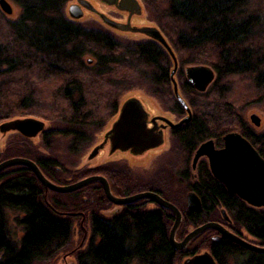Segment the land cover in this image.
Segmentation results:
<instances>
[{"label": "trees", "instance_id": "16d2710c", "mask_svg": "<svg viewBox=\"0 0 264 264\" xmlns=\"http://www.w3.org/2000/svg\"><path fill=\"white\" fill-rule=\"evenodd\" d=\"M10 1L19 15L8 21L0 12V123L17 115L49 122L59 129L42 133L43 139L67 136L68 151L79 154L91 141V131L116 114L114 92L119 93L134 77L151 94L160 96L172 114L183 115L169 85L171 62L156 43H122L103 31L78 25L64 13L70 0ZM143 1L177 56L179 86L192 113L191 122L172 137L183 150L181 163L187 166L203 141H218L236 129L264 160V133L250 129L229 101V87L242 90V99L249 93H245L248 85L264 94V0ZM86 57L93 60L91 65ZM197 62L215 74L204 93L192 90L183 77L182 68ZM97 84L105 85V91L103 85L91 90ZM6 153L11 155L0 154V161L28 159L60 186L91 176L114 179L122 173H110L107 166L67 171L55 158L35 155L21 145ZM177 173L171 176L183 182L181 193L171 190L174 180L169 176L153 183L127 180L114 185L110 181V189L121 197L149 191L174 205L182 216L179 238L203 222H220L223 210L230 231L245 232L264 247V209H252L228 195L204 162L193 174L186 169ZM183 190L196 194L200 212H189L184 203L179 204ZM144 204L140 201L107 218L103 212L110 203L98 183L59 194L45 191L25 167L4 169L0 172V264H47L70 245L72 225L77 223L82 232L86 222L91 235L76 249V264H174L177 254L168 240L173 216L161 208L146 211ZM9 211L21 215L17 244L6 227ZM207 232L190 242V255L208 249L217 264H229L231 257H244L243 264H264V255L226 239L213 247L212 232Z\"/></svg>", "mask_w": 264, "mask_h": 264}, {"label": "water", "instance_id": "95a60500", "mask_svg": "<svg viewBox=\"0 0 264 264\" xmlns=\"http://www.w3.org/2000/svg\"><path fill=\"white\" fill-rule=\"evenodd\" d=\"M102 4L115 8L117 11L127 14L126 23L115 22L102 14L98 17L102 23L115 31L121 33L139 34L158 43L169 55L173 69L170 73L173 94L176 101L183 107L186 116L178 123L173 124L166 118L157 117L151 119L152 128L147 127L148 113L140 100L129 98L125 100L118 112L116 120L110 130L105 134L103 142L96 146L88 155L87 159L95 158L99 151L107 143L110 144L109 153L119 150L130 151L132 156H140L144 152L159 148L163 144L162 133L157 131L156 121H161L170 129H175L181 124L190 120L191 113L180 96L176 82L173 78L177 70V59L170 46L160 31L155 27L131 26L130 19L133 16L141 15V7L137 0H99ZM0 10L11 15L12 8L6 0H0ZM83 10L97 14L88 0H76L67 8V15L70 20L77 21L83 17ZM188 85L197 93H204L214 80V72L206 66H190L184 70ZM251 124L258 128L260 119L256 114L249 117ZM45 123L33 118H20L8 120L0 124V133H16L25 139H34L45 132ZM223 147L215 149L211 141L202 143L193 156V166L200 158L207 160L208 169L212 178L221 184L228 195L236 196L248 207L253 209H264V160L258 152L240 134L228 133L222 138ZM13 166H20L29 169L45 191H52L59 194H67L77 191L91 183L100 184L106 200L116 207L127 206L140 201H149L158 208L170 212L173 216V224L169 231V244L174 251H183L192 240L207 231H215L221 237L233 244L257 254L264 255V247L250 243L241 237L232 234L222 225L215 222H206L190 231L181 241L175 240V232L181 223V214L178 209L167 202L159 195L152 192H142L128 197L114 196L109 188L107 180L101 176H92L76 183L60 186L50 182L40 171L37 165L25 158L8 159L0 163V172ZM186 208L190 212L201 211V203L195 193L186 195ZM225 222L229 221L225 212L220 211ZM220 236L211 239L212 244L221 240ZM182 264H217L208 251L195 254L183 260Z\"/></svg>", "mask_w": 264, "mask_h": 264}, {"label": "rangeland", "instance_id": "374dc122", "mask_svg": "<svg viewBox=\"0 0 264 264\" xmlns=\"http://www.w3.org/2000/svg\"><path fill=\"white\" fill-rule=\"evenodd\" d=\"M6 1L9 3V5L12 8L11 15H6L1 10L0 12L8 21H14L17 19L19 15V10L12 1L10 0H6ZM88 1L92 5V7L95 9L97 14L83 10V17L77 21H74L76 24L81 25L83 27H87L91 29H98L100 31H103L122 43H135V42L145 41L146 38L139 34L121 33V32H116L114 30L108 29L102 23V21L98 17V14H102L106 16L107 18L111 20H115V21H121V20L123 21L124 16H122L119 13V11H117L115 8L104 5L99 0H88ZM137 1L139 2L140 7H141V15L134 16L132 18L131 26L155 27L160 31V33L163 35L164 39L167 42L168 39L165 37L164 33L159 29L155 20L151 17V14L149 13V10L146 7V4L144 3V1L143 0H137ZM75 3H76V0H70V2H68L65 6L64 13L68 20H70V18L67 15V8L69 5L75 4ZM175 57L177 59V56ZM84 59L88 65H91L93 62V60L90 57H86ZM170 62L171 61L169 59V64ZM190 66H206V65H202L199 62H197L196 64L183 67L182 72H184V70ZM171 68H172V65H170L169 70H171ZM214 79H215V74H214ZM136 80H138L137 77L136 78L134 77L133 80H131L130 78V80L127 81L129 83L123 85L119 93L114 92L117 95L118 107L125 100L129 98H136L140 100V102L143 104L145 110L150 116L166 117L167 119L173 122H176L179 120L178 117L173 116L169 113L170 108L167 106L165 101H163V99L160 98V96L154 95V93L151 94L152 92H149L144 85L140 84ZM175 80H177L176 77H175ZM99 85H103V84H97V85L91 86V90L98 91L99 87H96V86H99ZM104 86L105 85H103V90L105 91ZM248 86L249 87L245 90V93L246 91L249 93L243 99L239 98L241 96L240 92L244 94L242 90H237L235 88L236 86L229 87L230 91H232V93L229 95V97H231L229 101L233 105L236 112L240 116H242V118L248 124H249L250 115L256 114L260 119V126L259 128H255L254 131L256 133H264V94L255 90L252 85H248ZM251 93H253L252 96H251ZM179 94L183 100H187L186 99L187 97L182 91H180ZM15 117L17 118H14V119H20L18 115ZM23 118H27V117H23ZM116 118H117V114L107 119L100 128L93 129L91 131V141L89 142L88 145H86L82 149V151L79 154H74L68 151L67 146L69 142V137L67 136L52 135L49 139H43L42 137L43 134H40L34 139H25L21 137L20 135L13 133V132H9L6 134L0 133V154L2 156L4 155L10 156L11 154L6 153V151L9 148L21 145L22 147L27 148L28 150H31V152H33L35 155L42 156V157L55 158L60 163L62 168H64L67 171H71V172L99 169L101 167L107 166L108 172L110 173L114 171L122 172L119 175H115L114 179L112 178V176H109V178L111 179V180L109 179V181H112V184L114 185H118V184L122 185V182L127 183L126 182L127 180L129 181L136 180V181L143 182V183L144 182L153 183V181L155 180L157 181L160 177L169 176V177H173V180H174L173 188L171 190L181 193V189H183V186H184L183 182H181L180 180L177 181V179H175V177L171 175H173L174 173H177V171L181 172L179 174H182L185 169L189 171L190 174H193L194 172L191 170L192 156L187 166H184L181 163V157H183V150L181 149V147H179L175 143V141L173 140L172 136L169 133H166L165 141L163 142L161 147L155 150L149 151L147 153H144L141 156L135 157V156L130 155L129 153L123 154L122 152L110 154L108 146L105 145V147L99 151L98 155L95 158H93L92 160L87 159L90 152L96 146L100 145L103 142L105 134L110 130L111 125L116 120ZM2 123L3 122H1L0 124ZM44 125H45V132L59 129L54 124H51L49 122L45 123ZM232 132L234 133L238 131L236 129ZM13 158H20V157H12L9 159H13ZM1 162L3 161H0V163ZM163 182L165 183V185H167L166 183L167 180ZM169 184L170 183L168 182V185ZM165 185L163 186L166 187ZM142 192H148V191H142ZM142 192H139V193H142ZM188 193H190V191L184 192L183 190V194L181 196L182 200L179 202V204L181 205H183V203L185 204V198ZM114 212H115V208L114 207L110 208L109 206L108 209L103 212V214L107 216ZM5 214H6L5 220H6L7 230L10 232L12 240L17 244L21 236V228L19 227V224H18V221L21 219V215H19L16 212H11V211L6 212ZM181 223H182V220H181ZM181 223L179 225V228L175 232L176 241H181L184 238V237L183 238L178 237V234L181 230L180 229ZM204 223L206 222H203L202 224ZM85 224L86 226H88L87 222ZM72 226H73V230L71 234L70 245L65 249V251H60L59 253H57L51 259V261H49L47 264H76V261H75V253L77 252L76 249L78 248L79 245H81V243L85 242L86 239H88L89 237L84 236L83 231L81 232V229L78 228L77 223H74ZM86 226H85V229H87ZM198 226L200 225H197L196 227ZM194 228L188 229L187 233L192 231ZM241 233L245 234L244 232H241ZM203 251H208V249H200L197 251V253H201ZM183 260L184 258L177 255V258L174 264H182ZM244 260H245L244 257H241V258L231 257L229 264H243ZM34 264H42V263H34ZM131 264H137V263H131Z\"/></svg>", "mask_w": 264, "mask_h": 264}, {"label": "flooded vegetation", "instance_id": "af4514ba", "mask_svg": "<svg viewBox=\"0 0 264 264\" xmlns=\"http://www.w3.org/2000/svg\"><path fill=\"white\" fill-rule=\"evenodd\" d=\"M122 16H124V20L122 21H115V20H113V21H115V22H118V23H126V21H127V14L126 13H122V12H119ZM134 17V16H133ZM132 17V18H133ZM132 18L130 19V24H131V20H132ZM70 21H72V20H70ZM72 22H74V21H72ZM75 23V22H74ZM108 28V27H107ZM108 29H110V28H108ZM110 30H112V29H110ZM115 31V30H114ZM116 32H118V31H116ZM145 41H150V42H153V41H151V40H148L147 38L145 39ZM154 43H156V42H154ZM157 45H159L158 43H156ZM160 46V45H159ZM161 47V46H160ZM162 48V47H161ZM163 49V48H162ZM164 50V49H163ZM164 52L166 53V51L164 50ZM167 54V53H166ZM167 56L169 57V55L167 54ZM169 59H170V57H169ZM170 61H171V59H170ZM177 63H178V61H177ZM171 65H172V68H171V70H169V72H168V80H169V85H170V88H171V92H172V95H173V97H174V94H173V89H172V83H171V78H170V73H171V71H172V69H173V64H172V61H171ZM178 70H179V65L177 66V70H176V72H175V74H174V76H173V78H174V80H175V77L177 78V74H178ZM183 77H184V79H185V81H186V84L188 85V83H187V80H186V78H185V74H184V72H183ZM175 82H176V85H177V87H178V89L181 91V89H180V86H179V82H178V78H177V80H175ZM189 86V85H188ZM190 87V86H189ZM191 88V87H190ZM192 89V88H191ZM193 90V89H192ZM207 90V89H206ZM196 92V91H195ZM180 93V92H179ZM174 99H175V97H174ZM175 101H176V99H175ZM185 101V103L187 104V102H186V100H184ZM177 102V101H176ZM122 104L123 103H121L120 104V106L118 107L117 106V111H116V114H117V116H118V112H119V110H120V108H121V106H122ZM177 104L182 108V110H183V115L182 116H176L175 114H172L171 112H169L171 115H173V116H176V117H178V121H176V122H173V121H171V120H169V121H171L173 124H176V123H178V122H180L185 116H186V112H185V110L183 109V107L177 102ZM188 106V105H187ZM188 108H189V106H188ZM189 110H190V108H189ZM190 113H191V110H190ZM157 117H160V116H150L149 114H148V122H147V127L150 129V128H152L153 127V125L151 124V119L152 118H157ZM163 118H166V117H163ZM167 119V118H166ZM191 119H192V113H191V117H190V120L188 121V122H186V123H183V124H181L179 127H177V128H175V129H170L168 126H165L161 121H156V128H157V131H159V132H161L162 133V136H163V142L165 141V135H166V133H169L172 137H173V135H174V133H175V131H178V130H181L182 128H184L186 125H188L190 122H191ZM251 122H250V120H249V124L247 123V125H248V127L250 128V129H252V130H254L255 129V127L251 124ZM259 128V127H258ZM231 133H233V132H231ZM234 133H238V134H240L239 132H234ZM228 134V133H227ZM226 135V134H225ZM225 135H223L222 137H220V139L217 141V140H215V139H207V140H205V141H203L202 143H204V142H207V141H211L212 143H213V146H214V148L215 149H221L222 147H223V142H222V138L225 136ZM241 135V134H240ZM242 136V135H241ZM243 137V136H242ZM244 138V137H243ZM248 143H249V141L246 139V138H244ZM202 143H200L196 148H195V150L192 152V160H193V156H194V153H195V151H196V149L202 144ZM250 144V143H249ZM105 145H107L108 146V149L110 148V144H109V142L107 141V143L105 144ZM105 147V146H104ZM155 149H157V148H155ZM155 149H151V150H148V151H146V152H144V153H147V152H149V151H152V150H155ZM118 152H121V151H119V150H117V151H115L114 153H112V154H115V153H118ZM123 154L124 153H129L130 155H131V153H130V151H125V152H122ZM143 153V154H144ZM142 154V155H143ZM141 156V155H140ZM202 162H204L205 164H206V166H207V169H208V165H207V160L205 159V158H200L197 162H196V164L193 166V162H191V170L195 173L196 172V170H197V168H198V166H199V164L200 163H202ZM208 171H209V169H208ZM210 173V172H209ZM102 177V176H101ZM104 178V177H103ZM106 179V178H105ZM107 180V182H108V184H109V188H110V181H109V179H106ZM224 188V187H223ZM110 191H111V189H110ZM149 192V191H148ZM111 193H112V191H111ZM113 194V193H112ZM114 196H117V197H121V196H118V195H115V194H113ZM133 195H135V194H133ZM196 195V194H195ZM132 196V195H131ZM236 197V196H235ZM122 198V197H121ZM145 202V204H144V209L146 210V211H152V210H158L159 208L156 206V205H154V204H152L151 202H149V201H144ZM138 203V202H137ZM244 203V202H243ZM133 204H135V203H133ZM133 204H130V205H127V206H122V207H116V206H114V205H112L111 203H110V208H112V207H114L115 208V212L114 213H111V214H109V215H107V216H105V217H107V218H114V217H116L117 215H119L120 213H122L126 208H130V207H132V205ZM245 204V203H244ZM185 205H186V203H185ZM187 209V208H186ZM253 209V208H252ZM188 211V210H187ZM190 212V211H189ZM220 218H221V221L220 222H217L218 224H220V225H222L224 228H226L229 232H231L232 234H234L232 231H230V229H229V226H230V222L228 221H226L225 222V220L223 219V217H222V215L220 214ZM228 218V217H227ZM181 220H182V216H181ZM86 228L87 229H85L84 231H83V233H84V236H90L91 235V231H90V229L88 228V226H86ZM179 228V227H178ZM208 232H212V234L210 235V237H209V241H210V243H211V245L213 246V247H216L220 242H221V240L222 239H225V238H223V237H221V235L220 234H218L217 232H215V231H208ZM207 232V233H208ZM206 233V232H205ZM245 233V232H244ZM188 234V233H187ZM186 234V235H187ZM234 235H237V234H234ZM216 236H220L221 237V240L217 243V244H212V242H211V239L213 238V237H216ZM237 236H239V237H241L242 239H245L246 241H248V242H250V243H253V244H256L257 246H260L259 245V243L256 241V240H254L253 238H251L250 236H248L246 233L245 234H243V233H241L240 235H237ZM185 237V236H184ZM227 240V239H226ZM227 241H229V240H227ZM176 252V254L178 255V256H181L182 258H184V259H186V258H189V257H192V256H194V255H190L188 252H189V246H187L186 247V249H184L183 251H175ZM208 252L212 255V252L210 251V250H208ZM252 253H254V252H252ZM196 254H198V253H196ZM255 254H257V253H255ZM259 255H261V254H259ZM212 257H213V255H212Z\"/></svg>", "mask_w": 264, "mask_h": 264}, {"label": "bare ground", "instance_id": "6f19581e", "mask_svg": "<svg viewBox=\"0 0 264 264\" xmlns=\"http://www.w3.org/2000/svg\"><path fill=\"white\" fill-rule=\"evenodd\" d=\"M177 89H178V87H177ZM178 92H180V90L178 89ZM92 177V176H91ZM89 178V177H88ZM185 200H186V198H185Z\"/></svg>", "mask_w": 264, "mask_h": 264}]
</instances>
